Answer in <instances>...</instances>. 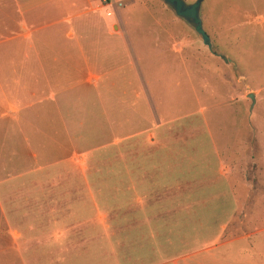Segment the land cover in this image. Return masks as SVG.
<instances>
[{
  "label": "rangeland",
  "instance_id": "rangeland-1",
  "mask_svg": "<svg viewBox=\"0 0 264 264\" xmlns=\"http://www.w3.org/2000/svg\"><path fill=\"white\" fill-rule=\"evenodd\" d=\"M256 15L263 21H255ZM200 17L211 51L161 0H0V61H9L10 51L17 52V60L22 52L28 55V39L40 45L50 37L45 45L75 49L60 57L71 84L50 89L59 93L69 136L81 127L76 138L86 166L79 173L103 169L104 158L112 156L108 166L114 173L121 169V159H129V171L137 174L138 140L124 139L137 132L136 116L143 113L142 129L158 127V140L177 147L171 167L149 168L144 175L175 174L179 189L238 192L240 210L255 207L251 222L262 228L264 5L260 0H205ZM21 114L24 119L26 113ZM27 126L28 138H33L34 117L28 116V125L0 119V161L12 176L28 170ZM111 142L118 144L113 150L88 153ZM168 152L174 151H162L161 160ZM77 159L82 162L83 156ZM147 182V190L158 192L168 185ZM158 192H148L155 197H146V202L158 201ZM248 221L244 213L233 219L236 224ZM16 228L24 227L5 223L0 213V264H28L23 247L13 246L19 243Z\"/></svg>",
  "mask_w": 264,
  "mask_h": 264
},
{
  "label": "crops",
  "instance_id": "crops-1",
  "mask_svg": "<svg viewBox=\"0 0 264 264\" xmlns=\"http://www.w3.org/2000/svg\"><path fill=\"white\" fill-rule=\"evenodd\" d=\"M260 2L264 5V0ZM255 17L263 21L261 15ZM51 40L48 37L38 45L28 39V55L22 52L17 60V52L10 51V60L0 61V119L6 116L28 125L29 116L37 123L33 138H28V126L25 132L28 170L12 176L8 165L0 161V213L5 223L24 227L16 228L14 237L19 243L13 246L23 247L27 263L264 264V227L251 222L255 207L240 210L238 192L179 189L174 183L180 176L144 175L149 168L171 167L177 147L158 140V127L142 129L143 113L136 116L137 132L124 139L138 140L137 174L129 171V159H121L120 173L114 174L108 166L112 156L104 158L103 169L78 172L86 166L80 137L76 138L81 127L69 136L58 105L59 93L50 89L71 84L60 57L76 51L44 44ZM21 111L26 113L24 119ZM117 145L106 143L88 153L113 150ZM164 150L174 151L166 153L165 163L161 160ZM43 158L47 162L38 161ZM147 181L168 185L162 192L152 191L146 189ZM150 191L158 192V201L146 202V197H155L147 194ZM129 205L134 207L131 211ZM237 213H244L249 221L234 223ZM241 226L239 234L235 229Z\"/></svg>",
  "mask_w": 264,
  "mask_h": 264
},
{
  "label": "water",
  "instance_id": "water-1",
  "mask_svg": "<svg viewBox=\"0 0 264 264\" xmlns=\"http://www.w3.org/2000/svg\"><path fill=\"white\" fill-rule=\"evenodd\" d=\"M168 6L175 16L182 19L201 39L202 44L207 47L209 51L212 49L211 39L203 29V23L200 17L201 4L205 0H195L191 4L185 3L183 0H161ZM225 63L230 62L228 58L223 55H218ZM251 103L254 104L255 98L253 94H248Z\"/></svg>",
  "mask_w": 264,
  "mask_h": 264
},
{
  "label": "trees",
  "instance_id": "trees-1",
  "mask_svg": "<svg viewBox=\"0 0 264 264\" xmlns=\"http://www.w3.org/2000/svg\"><path fill=\"white\" fill-rule=\"evenodd\" d=\"M119 166H120V164H119ZM119 169H120V168H119ZM114 170H115V169H113V171H114ZM115 171H116V170H115ZM113 173H114V172H113ZM115 173H120V170H119V172H115ZM115 173H114V174H115Z\"/></svg>",
  "mask_w": 264,
  "mask_h": 264
}]
</instances>
